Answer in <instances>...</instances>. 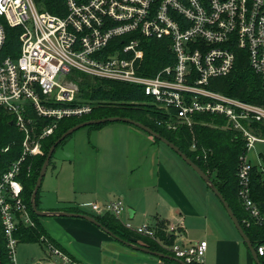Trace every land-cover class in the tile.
I'll return each mask as SVG.
<instances>
[{
	"label": "built area",
	"instance_id": "2783aa9c",
	"mask_svg": "<svg viewBox=\"0 0 264 264\" xmlns=\"http://www.w3.org/2000/svg\"><path fill=\"white\" fill-rule=\"evenodd\" d=\"M64 7L66 13L56 15L45 9V0H0V109L23 135L21 158L0 175V221L14 262L18 225H35L20 180L26 159L42 154L61 121L92 110L81 103L75 73L141 87L163 115L157 124L171 132L192 129L198 115L222 117L224 128L245 142L237 171L238 198L249 215L244 223L264 225V210L251 197L252 171L261 165L251 155L264 145V0H66ZM10 30L17 31L18 43L8 44ZM152 41L168 51L159 61L168 64L146 75ZM240 62L260 78L255 97L262 102L216 89ZM79 209L118 220L126 212L121 199ZM122 224L185 264L205 262L206 241L186 246L176 240L180 230H163L174 237L168 245L157 236L158 227ZM45 248L77 264L48 242ZM256 253L264 256V245Z\"/></svg>",
	"mask_w": 264,
	"mask_h": 264
},
{
	"label": "crops",
	"instance_id": "0c3cea01",
	"mask_svg": "<svg viewBox=\"0 0 264 264\" xmlns=\"http://www.w3.org/2000/svg\"><path fill=\"white\" fill-rule=\"evenodd\" d=\"M108 127L94 130L89 146L81 139L66 147L42 185L41 211L70 212L121 199L122 223L137 228L135 220L144 215V224L165 222L164 230H180L176 240L181 244L206 241L204 264H256L219 199L173 150L139 128ZM40 223L77 264H146L136 251L115 246L111 236L84 219L51 216ZM35 258L33 264H67L45 247Z\"/></svg>",
	"mask_w": 264,
	"mask_h": 264
},
{
	"label": "trees",
	"instance_id": "16d2710c",
	"mask_svg": "<svg viewBox=\"0 0 264 264\" xmlns=\"http://www.w3.org/2000/svg\"><path fill=\"white\" fill-rule=\"evenodd\" d=\"M65 1L66 0H45V9L50 13L63 15L66 13V8L64 7ZM8 34H10L8 36V44L18 43V34L16 30H10ZM161 52H165L163 54H169L163 47L161 41H152L149 50L146 51V62L149 65L145 73L146 75H153L162 65L168 64L159 62ZM170 58L172 61V56L170 57L169 55V59ZM75 75L77 76L76 81L79 79L77 82L79 84L81 103L90 104L92 110L83 117H74L61 121L55 134L43 142L42 154L38 157L26 159L22 167L20 180L24 186V201L35 225L33 227H27L22 223L18 225L15 233L18 243H38L46 247L48 242L53 247L65 252L43 228L40 223V217L34 213L31 205L32 194L48 152L64 133L78 124L91 120L122 117L130 118L153 129L185 153L210 177L213 184L222 193L241 223L255 250L257 251L259 246L264 245V225L258 226L252 224L251 226H247L244 223L245 220L249 218V215L243 208L237 193L239 158L245 151V142L231 129L224 128L226 122L222 117L198 115L195 118L196 124L192 129L182 127L176 132H171L157 124V122L163 118V115L161 112L157 111L155 105L149 104L151 100L145 95L141 87L121 82L93 79L79 73H75ZM218 82L221 86L216 89L224 94L249 103L262 102V100H258V98L255 97V94H260L262 90L260 78L250 71L246 62H240L232 75ZM12 121L13 118L4 110L0 109V175L5 172L13 162L19 160L22 155L21 144L23 135L17 130L15 125H10ZM106 125H108V123L94 125L90 128L96 130ZM67 139L59 146L67 141ZM155 140L160 142L157 139ZM194 144L196 145V150H192ZM6 148H8V151L4 152L3 150ZM260 156L264 161V151L261 152ZM52 160L53 158L49 166ZM263 174L260 167L255 166L252 171L251 179V197L260 207L264 204ZM41 189L42 186L36 196V205L39 210ZM69 211L72 213L88 214L79 208H71ZM91 216L96 218L99 223L124 241L146 247L153 252H160L173 257L168 249L162 247L150 238L138 235L125 228L122 222L115 217L109 215ZM157 227V236L170 245L174 237H170L168 234L166 235L164 233L165 222H159ZM259 259L261 264H264V256H259ZM161 261L173 262L166 259H161ZM0 264H14V260L10 256L7 247V240L4 235L1 221Z\"/></svg>",
	"mask_w": 264,
	"mask_h": 264
},
{
	"label": "water",
	"instance_id": "95a60500",
	"mask_svg": "<svg viewBox=\"0 0 264 264\" xmlns=\"http://www.w3.org/2000/svg\"><path fill=\"white\" fill-rule=\"evenodd\" d=\"M115 122H123V123H127V124H130V125H133V126L139 128L140 130L144 131L145 133H147L148 135H150L154 139H157L160 142L164 143L171 150H173L205 182V184L210 188V190L219 199V201L223 205L224 209L226 210L229 218L233 222L237 232L241 236L243 242L246 244L247 248L249 249L254 261L256 262V264H261L259 256L256 253V250L253 247L252 242L250 241V239L246 235V233H245L241 223L239 222L238 218L236 217L234 211L232 210V208L230 207L229 203L224 198L222 193L219 191V189L213 184V182L211 181L210 177L198 165H196L185 153H183L177 146H175L173 143L168 141L166 138H164L159 133L155 132L153 129L145 126L144 124H142L140 122L132 120L130 118L112 117V118H104V119H99V120H91V121L83 122L81 124H78V125L74 126L70 130H68L66 133H64L55 142V144L50 148V150L48 152V155L46 157V160L44 162V165H43L42 170L40 172V175L38 177V180H37V183H36V186L34 188V192L32 194V198H31L32 210L34 211V213L38 217L45 218V217L53 216V217H67V218L84 219V220L92 223L93 225L97 226L101 230H103L106 234L111 236L115 241L119 242L121 245H124V246H126L128 248H131L132 250L136 251L137 253H143V254L149 255V257H151V259L156 261V262L161 261V259H166V260H171L173 262H176L178 264H185L181 260H178V259H176V258H174L172 256H169V255H166V254H163V253H160V252H153V251L149 250L146 247H142V246L135 245L133 243L124 241L123 239H121L118 236L114 235L109 229L104 227L101 223H99V221L96 218H94L91 215L80 214V213H72V212H44V211H41V210H39L37 208L36 196H37L38 191L40 190V188L42 186L44 176L46 174V171H47V169L49 167L50 161L53 158L54 153H55L56 149L58 148V146L65 139H67L69 136H71L73 133H75L76 131H78V130L84 128V127L100 125V124H107V123L109 124V123H115ZM10 125H12V123H10ZM262 208L264 210V204L262 205Z\"/></svg>",
	"mask_w": 264,
	"mask_h": 264
},
{
	"label": "rangeland",
	"instance_id": "374dc122",
	"mask_svg": "<svg viewBox=\"0 0 264 264\" xmlns=\"http://www.w3.org/2000/svg\"><path fill=\"white\" fill-rule=\"evenodd\" d=\"M149 104H152V102H150ZM107 126H109L108 128H112V126H129L132 128H137L133 125L127 124V123H123V122H115V123H109ZM89 127H84L78 131H76L75 133H73L68 139L67 141H65V143H63L61 146H59L53 156V160H52V164L49 166L46 175L44 176L43 179V183L44 186H46V184L48 183V181L50 180L51 175L53 174V170H55V168H57L60 164V162H62L63 160V154L65 152L66 147L69 144H72L74 141H81V143H85V145L89 146V142H94V136L95 134L94 129H91ZM264 151V145H257L255 151L252 153L251 158H252V162L254 164H261L260 165V170L264 173V161L262 158L259 159L258 157V152H263ZM264 175V174H263ZM202 182V181H200ZM42 183V185H43ZM44 188V187H43ZM42 188V190H43ZM86 212L88 214L94 215L92 214L89 210H86ZM71 219V218H70ZM147 216L144 215H140L137 217V219L135 220V225L138 227L139 225H143L144 222L146 221ZM124 220V219H123ZM122 220V221H123ZM115 246H120L121 244L117 241H115ZM40 244L38 243H32V244H28V243H18L16 246V251H15V262L14 264H33V259H36V255L37 254H42L43 248L44 246L40 247ZM46 249V248H45ZM139 256V259L142 262H145L146 264H155L156 261L152 260L151 257H149V255L143 254V253H136ZM61 263V262H58ZM36 264V262H35ZM39 264V263H37ZM159 264H175L174 262H165L163 261V263H159Z\"/></svg>",
	"mask_w": 264,
	"mask_h": 264
}]
</instances>
